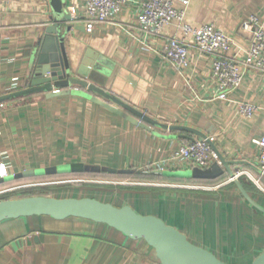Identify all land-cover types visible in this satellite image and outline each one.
<instances>
[{"label":"crops","instance_id":"obj_1","mask_svg":"<svg viewBox=\"0 0 264 264\" xmlns=\"http://www.w3.org/2000/svg\"><path fill=\"white\" fill-rule=\"evenodd\" d=\"M181 1L176 0L178 9L184 8ZM188 1L186 24L194 28L214 24L229 33L234 40L232 54L245 61L251 38L241 25L256 16L264 26V0ZM85 6L86 0H60L62 15L57 17L52 0H0V98L31 88L35 57L45 30L56 19L70 17L66 49L75 70L86 57L92 60L94 77L106 84L107 91H114L154 121L214 138L216 148L233 163L235 173L248 172L259 182L257 185L244 175L239 179L243 186L250 188L252 182L263 190L264 177L259 175L257 162L260 151L255 141L264 134V75L246 70L241 87L230 95V101H219L211 57L193 46L188 68L178 70L167 62L163 56L165 40L145 37L138 30L137 0H128L113 23L97 25L92 33L85 29ZM164 36L184 35L175 22ZM187 41L193 45L192 37ZM84 91L90 94L75 88L59 97L42 93L0 102V164L6 165L9 172L8 177H0V194H5L1 200L8 199L7 191L44 187L39 184L73 176L44 173L54 167L84 164L119 171L135 169L139 174L150 164L164 163L162 174L172 176L191 170L170 159L176 148L198 140L197 136L162 130L136 117L152 128L148 132L84 97ZM238 102L260 110L247 119L240 115ZM31 170L40 174L15 179ZM228 178L225 176V180ZM229 180L227 186H215L216 194L182 191L175 195L146 192L130 196L123 189L110 193L67 187L50 188L47 194L59 199L96 198L117 207L131 206L143 215L162 218L193 244L227 264H251L264 249V215L256 212L234 182L228 184ZM249 194L264 207L263 194ZM0 264L160 262L146 243L127 239L105 225L75 218L57 221L31 217L0 223Z\"/></svg>","mask_w":264,"mask_h":264},{"label":"water","instance_id":"obj_2","mask_svg":"<svg viewBox=\"0 0 264 264\" xmlns=\"http://www.w3.org/2000/svg\"><path fill=\"white\" fill-rule=\"evenodd\" d=\"M55 16L62 15L60 0H52ZM53 16V18H55ZM52 18V19H53ZM70 17L55 20L54 24L44 32L40 51L35 57V66L30 81V89L0 98V102L25 98L35 94H48L50 97H59L72 93V89L81 88L84 97L96 104H100L110 112L123 117L126 121L148 132L154 127L167 131L189 132L197 136L199 141L208 139L203 133L181 126H168L154 121L130 106L114 91H107L106 84L95 79L93 71L95 64L87 57L75 70L67 54L66 37L71 31L67 23ZM90 57V55H87ZM97 69V67H96ZM94 94L96 97H93ZM142 121L138 120L137 118ZM195 140H192L194 142ZM219 157L208 169L194 168L190 176L184 177L195 181H216L225 176L235 177L232 162H227L219 153L215 144L210 142ZM48 176L59 174L73 175H111L130 176L138 173L133 169L116 170L101 167L73 164L65 168H49L44 172ZM33 170L26 171L15 179H30L39 175ZM161 175V173H160ZM242 198L264 215V207L255 201L246 191L241 180L234 181ZM31 217H49L57 221L70 218L86 220L96 224L105 225L125 238L135 242L146 243L156 254L160 264H227L212 252L193 244L188 237L177 228L168 225L162 218L153 215H143L131 206L117 207L111 203L102 202L96 198H53L46 196H30L18 199L0 200V223ZM251 264H264V249Z\"/></svg>","mask_w":264,"mask_h":264},{"label":"built area","instance_id":"obj_3","mask_svg":"<svg viewBox=\"0 0 264 264\" xmlns=\"http://www.w3.org/2000/svg\"><path fill=\"white\" fill-rule=\"evenodd\" d=\"M128 0H86L83 21L87 33H92L97 25H106L114 22ZM183 9L176 7V0H137L139 14L137 19L138 30L145 37H162L165 40L164 58L178 70H184L190 66V49L194 48L201 54L212 59L211 75L217 84V96L219 101H230V95L236 92L245 78V71L251 70L264 75V26L256 16H251L241 25V30L250 35L251 46L247 52L245 61L241 62L232 54L233 37L217 28L214 24L194 28L186 24V8L188 0L181 1ZM73 22L75 20H72ZM183 32V37H167L164 32L173 23ZM192 37L193 45L187 41ZM238 111L241 116L252 119L259 112V108L244 102H238ZM210 142L214 138L203 141L196 140L192 143L182 144L173 151L171 163L187 166L191 170L198 168L208 169L219 157L212 148ZM259 148L257 157L259 175L264 177V134L255 141ZM168 163V162H167ZM147 171L163 173L166 168L163 164H150L145 167ZM8 168L0 164V177H8ZM247 176L255 184L257 180L248 172H237L230 182ZM204 190L217 189V187L199 186ZM22 188V187H21ZM11 191H7L9 193Z\"/></svg>","mask_w":264,"mask_h":264},{"label":"rangeland","instance_id":"obj_4","mask_svg":"<svg viewBox=\"0 0 264 264\" xmlns=\"http://www.w3.org/2000/svg\"><path fill=\"white\" fill-rule=\"evenodd\" d=\"M135 170V169H134ZM137 171V170H135ZM191 170H184L177 172V174H173L174 176H180V177H188L190 176ZM143 173H151V171H147V169L142 171H139V174H133L130 176H95V175H73L68 177H55L51 179V183H45V184H39L40 186L44 187H37L33 188L28 187L27 189H17L13 190L9 193L8 199H18L22 197H30V196H48L47 192L50 191V188H57V187H67V188H89V189H96L98 191L105 190L110 193L120 191L121 189H130L131 191H137V192H148V193H158L161 194V196L164 195H170V194H178L179 192H203L207 194H216V189L212 190H204L202 187L199 186H208L209 188L218 186L220 183L227 182L228 179H222V181L218 184L213 185H203L199 183H183V182H166L162 180H144L143 178H139L138 175ZM42 182V181H40ZM230 186H232L233 183L230 182ZM250 185H248L250 188H256L257 193L263 194V190L258 188L255 184L252 182H249ZM36 186V185H35ZM224 186H227L225 183ZM229 186V185H228ZM224 188V187H223ZM222 188V190H223ZM221 190V189H219ZM219 192V191H218ZM172 194V195H173ZM125 195H130L125 192ZM264 195V194H263ZM4 198L5 194H0V200L1 198ZM7 196V195H6ZM3 200V199H2Z\"/></svg>","mask_w":264,"mask_h":264},{"label":"trees","instance_id":"obj_5","mask_svg":"<svg viewBox=\"0 0 264 264\" xmlns=\"http://www.w3.org/2000/svg\"><path fill=\"white\" fill-rule=\"evenodd\" d=\"M86 175V174H85ZM87 175H92V174H87ZM95 176H97L95 174ZM99 176H111V175H99ZM119 176V175H118ZM120 176H124V175H120ZM127 176V175H126ZM139 178H143L144 180H162V181H166V182H171V183H174V182H182V181H185V182H192V183H199V184H205V185H215V184H218L222 181V179H225V177L219 179V180H216V181H195V180H190V179H187V178H178V177H174L172 175H166V174H162L160 175L159 172H151V173H143V174H140L138 175ZM36 178V177H35ZM244 188L246 189V191L249 193L251 191H253L254 193H257L256 191V188H248L244 185ZM122 191H124V193H128V194H143V193H146V192H137V191H131L130 189H123ZM151 194V193H150ZM154 194V193H153Z\"/></svg>","mask_w":264,"mask_h":264}]
</instances>
